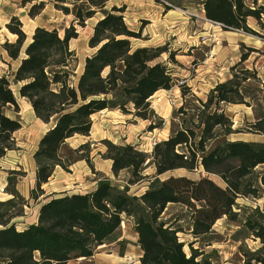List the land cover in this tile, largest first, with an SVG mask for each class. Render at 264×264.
Returning a JSON list of instances; mask_svg holds the SVG:
<instances>
[{"label":"trees","instance_id":"trees-1","mask_svg":"<svg viewBox=\"0 0 264 264\" xmlns=\"http://www.w3.org/2000/svg\"><path fill=\"white\" fill-rule=\"evenodd\" d=\"M57 1L72 5H56L64 14L74 17L63 36L57 29L38 26L28 37L17 17L7 23L10 32L17 35L15 42L3 44L11 59L20 60L14 75L17 94L10 80L0 76V158L15 149L14 134L22 128L20 119L5 111L11 107L17 110L18 96L25 98L35 116L48 125L33 154L36 187L41 193L56 167L68 169L78 160L65 161L63 148L75 135H90L95 113L117 109L149 120L155 117L150 98L177 84L172 70L158 61L167 52L165 46L133 45L131 38H140V32L126 24L122 14L125 5L108 8L109 0ZM43 5H33L30 15L39 14ZM202 5L206 18L225 30L256 34L247 23L249 18L264 29V3L255 0L252 7L245 0H202ZM164 7L167 11L172 9L167 3ZM99 13L88 42L93 52L85 58L75 82L76 53L70 48L71 40L79 36L75 23L85 26ZM254 51L257 50L249 47L241 55L240 61L231 67L232 78L217 83L205 101L196 98L199 106L195 113H189L186 99L188 94H194L190 87L181 84L184 100L177 109L180 125L170 131L167 139L158 141L150 154L135 144L102 142L107 147L103 156L112 160L115 176L127 170L129 186L147 183L141 194H131L110 181H100L86 193L54 194L39 205L37 220L21 229L14 219L23 215V204L27 202L17 191L11 192V198L0 200V264H68L73 259L90 258L97 247L110 240L124 218L133 222L141 264H216L195 244L210 245L204 239L212 233L217 220L224 216L238 219L236 197L258 199L259 185H264V170L254 169L264 167V142L229 139L240 130L233 129V120L221 106L249 105L242 93L243 83L256 71L243 63ZM262 86L264 93V82ZM156 127L155 122H150L148 130ZM249 127V132L264 135V115ZM83 149L90 154V143L80 144L73 151L80 154ZM89 154L80 159L89 161ZM234 159H248L252 164L240 170L231 163ZM150 166L154 167V174H145ZM199 169L208 176L194 179L172 174L162 178L176 170L191 173ZM211 174L219 176L226 188L212 180ZM171 203L189 209V234L193 237L187 243L190 254L179 236L183 227L161 219ZM241 223L261 243L255 251H243L245 263L264 264V211L253 209ZM118 242L123 245L125 240Z\"/></svg>","mask_w":264,"mask_h":264},{"label":"rangeland","instance_id":"rangeland-1","mask_svg":"<svg viewBox=\"0 0 264 264\" xmlns=\"http://www.w3.org/2000/svg\"><path fill=\"white\" fill-rule=\"evenodd\" d=\"M254 1L245 0V3L253 7ZM256 1L258 4L264 3V0ZM42 2L44 5L39 9V14L31 16L29 12L32 6ZM165 3L172 7L170 11L165 9ZM63 4L72 6L57 0H0V76L5 75L10 80L16 94L17 81L14 75L20 60L11 59L3 44L6 41L15 42L17 35L10 32L7 23L12 17H17L28 37L38 26L57 29L63 36L65 28L69 27L74 19L72 14L66 15L56 8V5ZM107 5L108 8L113 5L117 7L125 5L122 14L126 24L130 29L140 32V38H131L134 46L166 47L167 52L163 53L158 61L164 62L172 70L177 84L170 90L159 91L150 98L155 117L144 121L132 114L120 115V118L125 120L123 122L125 130L114 134L112 140H106L115 144H135L150 154L151 139L163 141L169 137L172 129L180 125L177 109L183 104V102L180 104L181 99L184 100L180 85L190 87L191 93L194 94V97L188 94L186 99L188 108L191 109L189 113H195V107L199 106L196 98L205 101L207 94L217 83L231 79V67L240 61L241 55L247 53L249 47H252L257 51L252 52L243 63L246 68L256 71L254 76L243 83L242 93L249 105L230 103L221 106L233 120V129L240 130L228 136L229 139L264 142L263 134L249 132V124L264 115V93L261 90L264 82V29L254 18H249L247 23L256 34L225 30L221 25L211 22L204 14L202 0H109ZM100 16V13L97 14L95 18L88 20L85 26L75 23L79 36L70 42V48L76 53V61L73 64L75 82L83 70L85 58L93 52L88 42L93 34L94 23ZM14 25L17 27V22H14ZM17 101V110H14V107L5 110L8 115L20 119L22 128L14 134L15 149L0 158V200L11 198L13 196L11 192L17 191L20 198L27 202L23 204V215L14 219L18 228L35 222L39 205L54 194L86 193L95 188L100 181H110L120 188H127L131 194H141L146 190L147 183L131 186L127 184L129 177L127 170L121 171L118 176L111 172L109 161L103 156L107 147L102 143V139L100 140L101 136L96 134L91 141L90 154L86 149L80 154L74 153L73 149L83 141L81 136L75 135L68 139L62 156L65 161L75 158L78 160L68 169L56 167L49 182L42 186L44 192L41 193L36 187L33 153L48 125L45 126L36 119L31 104L25 98L18 96ZM128 108L133 107L128 105ZM115 113L124 114L120 110ZM150 122H155L157 127L148 131L147 125ZM87 153L89 161L80 159ZM231 163L238 165L240 170L252 164L248 159H234ZM254 169L261 172L264 167L257 166ZM154 172V167L150 166L145 174L152 175ZM172 174H185L194 179L208 176L199 169L191 173L176 170L163 175L162 178ZM209 177L226 188L219 176L211 174ZM259 186L261 197L258 199L236 197L235 210L240 213L237 220H230L224 216L216 221L212 233L204 239V242L208 241L210 245L195 244V247L209 254L216 264H246L243 251H255L261 247L260 241L251 237L241 223L253 209L259 208L264 211V185ZM161 219L183 227V232H180L179 236L186 243L185 251L190 254L187 243L193 240V237L189 234L191 219L188 207L178 203L168 204ZM120 240H125L123 245L119 244ZM136 241L137 233L133 229L132 220L124 218L120 228L106 244L97 247L92 257L73 259L68 264H141V250Z\"/></svg>","mask_w":264,"mask_h":264},{"label":"crops","instance_id":"crops-1","mask_svg":"<svg viewBox=\"0 0 264 264\" xmlns=\"http://www.w3.org/2000/svg\"><path fill=\"white\" fill-rule=\"evenodd\" d=\"M168 11H170V10H168ZM182 102L183 101L181 99L180 104ZM115 112H117V110H108V109H105V110H102V111H100L98 113H95L92 116V128H91V131H90V135H88V136L78 135V136H81L83 138V141L81 143H79V145L80 144H83V143H86V142H89L90 145H91V141L94 140V136L96 134H98L99 136H101L100 137V140L102 139V142H103L106 139L112 140V137H114V134H116L117 132H120V131L123 132V130H125V128H126L123 125V122L125 120L124 119H121L120 118V115L125 116V114L115 113ZM127 115H131V114H127ZM34 116H35V113H34ZM36 119L39 120V121H41L37 117H36ZM41 122L43 124H45V126H47L46 123H44L43 121H41ZM107 122H109V123H107ZM127 128L129 130V127H127ZM147 128H148V125H147ZM46 130L47 129H45L44 132ZM44 132L42 133V135L44 134ZM107 160L109 161V168H111V172H112V160H110V159H107ZM73 165H75V163Z\"/></svg>","mask_w":264,"mask_h":264},{"label":"built area","instance_id":"built-area-1","mask_svg":"<svg viewBox=\"0 0 264 264\" xmlns=\"http://www.w3.org/2000/svg\"><path fill=\"white\" fill-rule=\"evenodd\" d=\"M158 142V140L157 139H151V142H150V145H149V147H150V149L152 150L153 149V147L156 145V143Z\"/></svg>","mask_w":264,"mask_h":264},{"label":"bare ground","instance_id":"bare-ground-1","mask_svg":"<svg viewBox=\"0 0 264 264\" xmlns=\"http://www.w3.org/2000/svg\"><path fill=\"white\" fill-rule=\"evenodd\" d=\"M160 91H163V89H161ZM158 92H159V91H158ZM158 92H156V93H158ZM156 93H155V94H156ZM155 94H154V95H155ZM169 106H170V105H169ZM166 112H167V111H166Z\"/></svg>","mask_w":264,"mask_h":264}]
</instances>
